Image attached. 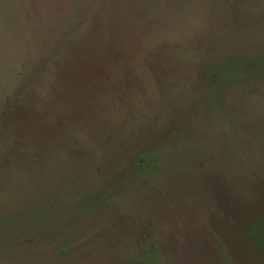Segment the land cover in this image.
<instances>
[{"label":"rangeland","instance_id":"1","mask_svg":"<svg viewBox=\"0 0 264 264\" xmlns=\"http://www.w3.org/2000/svg\"><path fill=\"white\" fill-rule=\"evenodd\" d=\"M263 245L264 0H0V264Z\"/></svg>","mask_w":264,"mask_h":264},{"label":"trees","instance_id":"2","mask_svg":"<svg viewBox=\"0 0 264 264\" xmlns=\"http://www.w3.org/2000/svg\"><path fill=\"white\" fill-rule=\"evenodd\" d=\"M219 72H220V71H219ZM262 249H264V245H263ZM143 257H145V256H143ZM144 262H145V261H144ZM145 264H146V262H145Z\"/></svg>","mask_w":264,"mask_h":264}]
</instances>
